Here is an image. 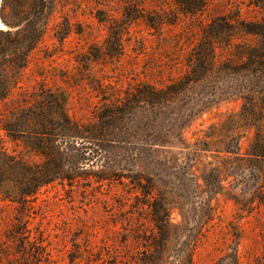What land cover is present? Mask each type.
I'll use <instances>...</instances> for the list:
<instances>
[{"label": "rangeland", "instance_id": "1", "mask_svg": "<svg viewBox=\"0 0 264 264\" xmlns=\"http://www.w3.org/2000/svg\"><path fill=\"white\" fill-rule=\"evenodd\" d=\"M126 6L143 18L123 25ZM2 7L8 18L22 9L16 0H0V14ZM263 7L264 0H207L201 13L184 15L172 0H55L44 37L0 101L5 153L39 162L23 147V132L9 137L2 128L19 124L20 112L38 108L43 95L64 101L73 122L93 125L142 86L162 90L181 80L211 21L260 22ZM0 30H7L1 20ZM237 42L254 46L259 38L240 35ZM230 54L219 49L216 59L237 62ZM243 84L242 76L211 78L159 112L135 103L137 115L126 113L110 142H62L61 168L80 172L70 164L84 154L85 171L73 183L41 187L24 205L0 195V264H233L234 254L237 264H264L261 176L251 163L236 167L231 155L217 152L219 139L231 141L218 128L242 106L230 88ZM252 136L253 129L238 133L244 159ZM100 171L113 176L99 182ZM132 172L168 195L172 227L158 252L149 247L156 237L149 209L135 204V196L143 198L124 179Z\"/></svg>", "mask_w": 264, "mask_h": 264}, {"label": "trees", "instance_id": "2", "mask_svg": "<svg viewBox=\"0 0 264 264\" xmlns=\"http://www.w3.org/2000/svg\"><path fill=\"white\" fill-rule=\"evenodd\" d=\"M24 1L16 0L22 9L17 10L13 18H8L3 12V7L1 9L0 20L7 30H0V101L4 100L17 86L20 73L27 64L29 53L44 37L54 12L55 0H27L26 9L21 5ZM172 1L184 15L201 13L207 6V0ZM134 13L129 6L124 7L122 20L126 22L123 25L143 18V16H135ZM240 35L259 38V45L237 42ZM219 49H227V52L231 53L230 56L235 57L237 62H232L229 58L219 62L216 59ZM193 52L194 57L192 56L188 73L177 83L162 90L142 86L130 99L121 103L120 108L116 106L113 110L105 111L99 117L98 123L93 125H80L70 120L65 113V102L50 94L40 98L41 104L38 108L22 110L19 115V124L14 126L4 124L2 130L9 137H12L11 133L16 131L23 132V147L30 154L37 156L39 162L35 163L5 153L0 139V195L5 193L4 199L24 205L43 186L56 181L73 183L85 171L83 161H88L89 158L81 154L72 161V165L69 163L71 167L77 165L75 169H79L78 173L74 172V168L70 171L64 170L61 168L60 159L57 158L62 149V142L74 144L83 140L110 142L114 140H109L112 138L111 128L124 124L126 113H131L133 117L137 115L135 103H141L146 110L159 112L170 104V99L184 92L188 86L211 78L223 79L228 75L245 77L248 84L230 88L231 93L239 95L242 106L237 114L228 115L218 128L220 132L224 129L225 133L230 132L231 141L226 144L219 139L218 149L220 150L217 152L231 155L236 167L242 165L238 163L239 161L251 163L252 167L258 170L264 184V19L260 22L237 19L232 24L225 18L215 19L201 31L199 42ZM214 83H216L215 80ZM245 129H253V136L244 159L240 153L238 133ZM160 143V146L169 144V142ZM96 146L99 150L102 149ZM78 166L81 167L78 168ZM129 175L124 177L127 185L139 192L145 201L135 196V204L139 202L138 206L142 204L149 209L156 233L149 247L153 253L158 252L163 249L164 241H167L172 227L168 195L157 191L151 178L146 176L142 180V177L134 172ZM111 176H113L112 173L100 171L95 177L100 182L110 180ZM3 179L11 184L8 190H5L4 186L8 182L4 183ZM184 264H191V260L187 259ZM233 264H237L236 254L233 255Z\"/></svg>", "mask_w": 264, "mask_h": 264}]
</instances>
